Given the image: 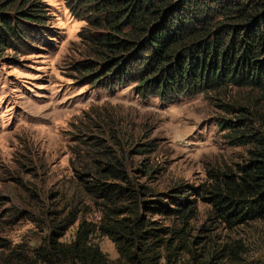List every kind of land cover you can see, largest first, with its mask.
Instances as JSON below:
<instances>
[{
	"label": "rangeland",
	"instance_id": "obj_1",
	"mask_svg": "<svg viewBox=\"0 0 264 264\" xmlns=\"http://www.w3.org/2000/svg\"><path fill=\"white\" fill-rule=\"evenodd\" d=\"M40 1L47 6L48 32L35 31L34 43L0 48V264L29 256L69 213L76 211L77 220L62 242L73 240L82 220L99 222L102 202L77 178L99 159L88 147L95 138L122 159L132 185L163 195L212 183V176L233 172L255 147L235 146L239 135L220 129L221 119L235 117L211 94L165 104L137 97L131 87L104 89L80 81L71 65L81 58L86 23L72 17L64 0ZM255 96L234 89L225 102L252 107ZM257 111L252 127L261 131L264 102ZM112 128L119 131L124 153L108 141ZM146 143L153 150L136 154L137 144ZM188 197L196 200L195 214L185 226L176 217L149 216L159 226L184 229L188 249L177 250V264H191L192 255L204 264H264V221L228 226L196 194ZM91 241L109 264L119 263L108 238L94 235Z\"/></svg>",
	"mask_w": 264,
	"mask_h": 264
},
{
	"label": "trees",
	"instance_id": "obj_2",
	"mask_svg": "<svg viewBox=\"0 0 264 264\" xmlns=\"http://www.w3.org/2000/svg\"><path fill=\"white\" fill-rule=\"evenodd\" d=\"M64 4L72 17L86 23L80 35L81 58L71 65L80 81L104 89L131 87L137 97L165 104L181 96L211 94L223 101L219 108L235 117L221 119L220 129L239 135L235 146L255 147L233 172L214 175L212 183L200 188L179 186L172 190L174 196L135 187L122 159L106 143L88 139L90 153L99 159L77 178L86 193L101 200L99 222L82 220L73 240L62 242L77 220L76 211L69 213L29 256L16 255L13 263L109 264L91 241L98 235L113 243L118 264H159L161 259L177 264V250L188 249L184 229L159 226L149 216L176 217L185 226L195 214L196 200L188 197L192 192L228 226L264 221V118L261 131L252 127L253 112L264 102V0H64ZM45 8L40 0H0V48L34 43L35 31L44 36ZM234 89L255 92L252 107L226 103ZM118 132L110 129L108 141L124 153ZM136 148L139 155L153 150L150 143ZM192 261L204 264L194 255Z\"/></svg>",
	"mask_w": 264,
	"mask_h": 264
}]
</instances>
